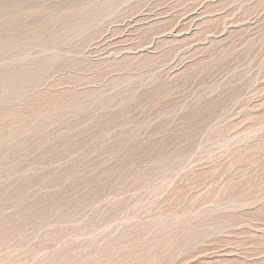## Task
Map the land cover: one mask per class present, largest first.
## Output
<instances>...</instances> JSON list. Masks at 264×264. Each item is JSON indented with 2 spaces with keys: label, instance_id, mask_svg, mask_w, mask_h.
I'll list each match as a JSON object with an SVG mask.
<instances>
[{
  "label": "rangeland",
  "instance_id": "1",
  "mask_svg": "<svg viewBox=\"0 0 264 264\" xmlns=\"http://www.w3.org/2000/svg\"><path fill=\"white\" fill-rule=\"evenodd\" d=\"M0 264H264V0H0Z\"/></svg>",
  "mask_w": 264,
  "mask_h": 264
}]
</instances>
